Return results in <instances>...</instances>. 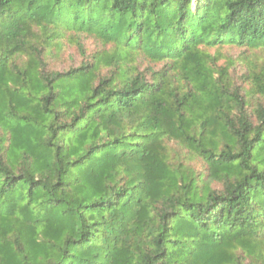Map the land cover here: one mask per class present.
<instances>
[{
  "label": "trees",
  "instance_id": "16d2710c",
  "mask_svg": "<svg viewBox=\"0 0 264 264\" xmlns=\"http://www.w3.org/2000/svg\"><path fill=\"white\" fill-rule=\"evenodd\" d=\"M83 33L111 49L50 69ZM224 43L264 0H0V264H264V68L242 94Z\"/></svg>",
  "mask_w": 264,
  "mask_h": 264
},
{
  "label": "rangeland",
  "instance_id": "374dc122",
  "mask_svg": "<svg viewBox=\"0 0 264 264\" xmlns=\"http://www.w3.org/2000/svg\"><path fill=\"white\" fill-rule=\"evenodd\" d=\"M96 13L99 14L98 11ZM71 34H73V32H68V35ZM68 35L61 40V46L59 48L55 47L54 54L49 57L50 69L66 70L78 66L81 62L90 61L94 54L102 52L105 49L109 50L112 47L111 44L105 45L96 35L87 33L73 35L78 39L80 42L79 44L70 40ZM202 48L210 55V64L215 69L228 67L234 83L239 90L242 91V94L249 88V84L245 78L247 73L255 69L260 70L264 68V46L260 48H250L239 47L237 44L233 43H224L219 46L202 45ZM138 65L142 70L147 71L150 68L160 69L164 63H155L149 59L140 57L138 59ZM107 72L108 69L106 68L102 71L103 74ZM248 99L252 103L247 106V110L250 114H253L254 121L257 122L254 114L257 103L254 102L255 99L253 96H249ZM168 148L172 162H181L192 168L195 172H205L209 175V166L203 159L192 156L173 141L169 142ZM215 181H212L211 185L215 188H220V182Z\"/></svg>",
  "mask_w": 264,
  "mask_h": 264
}]
</instances>
